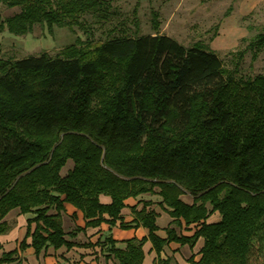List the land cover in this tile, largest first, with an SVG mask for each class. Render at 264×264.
I'll use <instances>...</instances> for the list:
<instances>
[{
	"label": "trees",
	"instance_id": "trees-1",
	"mask_svg": "<svg viewBox=\"0 0 264 264\" xmlns=\"http://www.w3.org/2000/svg\"><path fill=\"white\" fill-rule=\"evenodd\" d=\"M1 3L19 11L3 18ZM116 15L113 0H0V32L22 36L39 25L86 35L56 55L0 58V236L12 210L33 214L19 248L3 252L0 264H20L28 246L37 255L73 247L70 239L115 225L125 200L143 194L158 196L173 220L161 237L152 201L133 206V223L121 227L142 225L148 236L125 247L112 235L95 244L117 264H144L148 240L154 264H177L161 257L164 247L193 248L200 239L199 263L250 264L264 251V71L246 78L236 69L245 53L256 58L264 48V26L231 70L206 43L138 33L136 16L135 34L95 41L97 27ZM158 17L152 10L156 30ZM66 203L86 220L68 233ZM217 212L219 220L208 221ZM183 223L196 226L192 235L178 231Z\"/></svg>",
	"mask_w": 264,
	"mask_h": 264
},
{
	"label": "rangeland",
	"instance_id": "rangeland-1",
	"mask_svg": "<svg viewBox=\"0 0 264 264\" xmlns=\"http://www.w3.org/2000/svg\"><path fill=\"white\" fill-rule=\"evenodd\" d=\"M117 15L103 27H97L95 41H103L108 34H135V16L139 23L138 33L166 34L180 43L191 46L203 42L216 51L224 66L234 69L236 54L247 47L249 39L264 26V0H113ZM232 4V11L226 12ZM136 9V13L134 10ZM152 10L158 12L159 29L153 26ZM19 11L1 3L3 18ZM83 39L80 30L67 27L36 26L33 32L17 36L7 30L0 32V58L18 59L47 52L56 55L67 45ZM245 39V40H244ZM264 71V48L253 58L251 51L245 53L236 69L238 76L255 77ZM73 166L69 160L62 174ZM191 202L189 194L183 196ZM250 264H264V251L251 255Z\"/></svg>",
	"mask_w": 264,
	"mask_h": 264
},
{
	"label": "crops",
	"instance_id": "crops-1",
	"mask_svg": "<svg viewBox=\"0 0 264 264\" xmlns=\"http://www.w3.org/2000/svg\"><path fill=\"white\" fill-rule=\"evenodd\" d=\"M184 199V197H183ZM100 200L103 203H109L111 198L107 195H100ZM152 201L147 205L148 209H154L158 212L157 216V234L161 237H166V228L170 225L173 218L162 209L160 198L156 195L143 194L138 197H129L125 200V207L122 209L121 218L117 220L115 225H110L108 222H103L97 227H87L85 231L80 232L75 238L70 239L76 242L77 245L68 248L61 246L55 248L49 246L40 254H36L35 249L28 246L24 251H19L21 257L20 264H117L105 248L95 245L98 240H103L107 235H112L118 241V246L125 247L124 240L137 237L143 238L148 236V229L142 225L132 227H121V222L132 224L134 214L132 207L142 208L145 203ZM189 202V201H188ZM32 213L22 214L18 209H14L8 213L5 220L10 224V230L0 236V256L3 252L11 251L19 248L20 242L26 237L28 218L32 217ZM219 213H214L208 221L215 222L219 220ZM85 218L81 211L77 210L71 204L66 203L65 211L63 212V227L66 233L74 229L76 226L83 227ZM35 224H32L34 230ZM196 229L194 224L186 226L184 223L178 228V231L185 235H192ZM27 242L31 243V237L27 238ZM93 244L85 246L83 244ZM203 246V239H200L195 247L191 248L188 244H180L178 242H170L161 252L162 258H173L177 264H191L190 257H193L195 264L201 259L200 249ZM145 252L144 264H154L157 253L152 247L151 241H146L143 246ZM9 264H16L12 262Z\"/></svg>",
	"mask_w": 264,
	"mask_h": 264
}]
</instances>
